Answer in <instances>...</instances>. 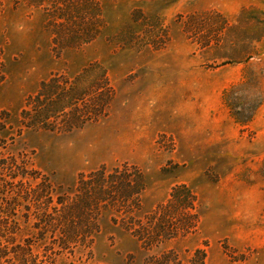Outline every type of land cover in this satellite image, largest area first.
Listing matches in <instances>:
<instances>
[{
  "label": "rangeland",
  "instance_id": "rangeland-1",
  "mask_svg": "<svg viewBox=\"0 0 264 264\" xmlns=\"http://www.w3.org/2000/svg\"><path fill=\"white\" fill-rule=\"evenodd\" d=\"M98 1L106 24L99 35L57 53L48 1L0 0V157L39 176L29 179L33 187L45 175L60 192L74 191L82 173L103 165H138L147 182L140 208L101 207L92 238L63 248L59 231L35 223L41 210L22 205L9 248H32L51 264H145L167 249L186 261L195 248L205 250L204 264H264V37L249 33L264 26V0ZM224 19L245 28L249 58L222 63ZM91 64L106 70L114 89L106 117L68 132L20 125L25 99L41 81ZM259 94L260 105L245 110L251 120L237 121L228 100L255 106ZM180 183L198 195L197 231L143 246L121 219L144 218Z\"/></svg>",
  "mask_w": 264,
  "mask_h": 264
},
{
  "label": "trees",
  "instance_id": "trees-1",
  "mask_svg": "<svg viewBox=\"0 0 264 264\" xmlns=\"http://www.w3.org/2000/svg\"><path fill=\"white\" fill-rule=\"evenodd\" d=\"M46 1L49 2V6L45 7L46 27L52 36L53 50L57 53L90 43L106 25L98 0ZM139 13H142L141 10L135 8L131 13V20L138 22L136 16ZM216 15L221 17L220 14ZM237 21L240 23L241 18ZM224 24L226 30L223 32V41L218 46L227 51L220 56L224 59L222 63L240 62L249 58L252 53L249 48L251 43L240 38V30L245 33V28L235 23L230 24L226 19ZM255 29L256 31L249 33L254 34V39L259 41L264 37V26ZM119 35L126 39L124 33ZM201 45L209 48L210 40H204ZM3 67V49L0 46V77L3 76ZM251 82L253 79H245L234 88ZM113 96V86L106 70L99 64H91L74 76L54 73L41 81L37 91L25 99L19 113V123L27 128L58 132L80 129L87 123L106 117ZM260 96L259 94L258 98ZM260 103L259 98L255 106L245 107V104L238 105L228 100L237 121L243 123L251 120V115L247 116L245 110L253 112ZM14 159L0 157V264L54 263L34 253L32 248H9V243H13L9 233L18 231L14 227L18 221L13 218L22 205L27 209L35 206L41 210L36 215L35 223L49 227L52 232L59 231L62 234L61 246L66 248L71 242L87 237L91 239L98 231L95 216L99 214L101 207H111L118 213H131L139 209L142 193L147 186L143 170L138 165L125 161L109 168L103 165L82 173L71 192H60V185L45 175L33 187L29 179H37L39 176L29 174L26 166L17 164ZM118 220L116 217L115 221ZM199 223L198 195L186 183L173 186L167 199L157 204L144 218L129 215L121 219V226L147 248L194 233ZM205 257L203 248H195L186 261L176 250L167 249L150 256L145 264H204Z\"/></svg>",
  "mask_w": 264,
  "mask_h": 264
}]
</instances>
